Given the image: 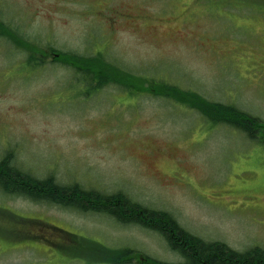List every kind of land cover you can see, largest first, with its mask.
Wrapping results in <instances>:
<instances>
[{
  "label": "rangeland",
  "instance_id": "374dc122",
  "mask_svg": "<svg viewBox=\"0 0 264 264\" xmlns=\"http://www.w3.org/2000/svg\"><path fill=\"white\" fill-rule=\"evenodd\" d=\"M0 22L25 45L0 35V161L9 154L37 179L123 193L206 242L264 250L258 137L210 125L151 83L264 121V0H0ZM48 47L102 55L139 77L129 81L139 96L118 86L81 96ZM32 53L44 64L32 68ZM91 242L182 262L139 226L0 190V264H89Z\"/></svg>",
  "mask_w": 264,
  "mask_h": 264
},
{
  "label": "trees",
  "instance_id": "16d2710c",
  "mask_svg": "<svg viewBox=\"0 0 264 264\" xmlns=\"http://www.w3.org/2000/svg\"><path fill=\"white\" fill-rule=\"evenodd\" d=\"M0 35L14 40L19 48L25 46L22 41L13 38L15 35L13 29L2 22H0ZM26 48L32 51L39 49L31 46ZM47 51L51 59H54L52 63H60L72 68L71 70L77 75L76 82L81 87L79 93L81 96L89 97L108 86H118L129 96L133 95L134 86L129 81L139 80V77L118 68L102 55L80 56L76 53L61 52L53 47H48ZM40 58L41 56L36 58L32 53L28 59L30 66L33 68L44 64V57ZM151 83L154 87L160 88L161 98H168L173 102L181 99L180 104L189 109H196L210 125L229 126L252 140L258 137L257 142L264 148V136H262L264 121L240 111L235 106L208 101L195 92L181 91L168 85L156 86L154 82ZM139 92L145 94L146 91L139 88ZM8 155L6 154L0 161V190L3 194L31 202L48 203L81 214L104 215L125 226H139L160 236L168 248L182 259V262L177 264H264V250L260 247L239 252L221 242H206L182 228L170 213L150 209L132 201L123 193L110 196L99 190H86L77 183L61 185L52 176L37 179L12 165L10 162L12 157ZM93 244L98 248H90V255L87 257L91 260L89 264H172L156 260L143 251L129 247L112 249L105 245Z\"/></svg>",
  "mask_w": 264,
  "mask_h": 264
},
{
  "label": "flooded vegetation",
  "instance_id": "af4514ba",
  "mask_svg": "<svg viewBox=\"0 0 264 264\" xmlns=\"http://www.w3.org/2000/svg\"><path fill=\"white\" fill-rule=\"evenodd\" d=\"M53 61H54V59H53ZM52 61V62H53ZM108 61V60H107ZM116 66V65H115ZM118 67V66H117ZM120 90H122L121 88H119ZM103 91V90H102ZM102 91H100V92H102ZM100 92H98L97 94H95V95H98V94H100ZM133 92V95H132V97H138L139 96V94H137L138 93V90H133L132 91ZM125 94H127V92L125 93ZM129 95V94H128ZM89 97H93V95H91V96H89Z\"/></svg>",
  "mask_w": 264,
  "mask_h": 264
}]
</instances>
